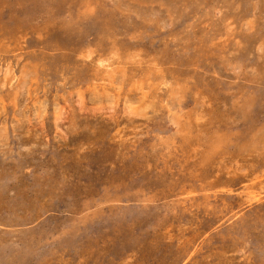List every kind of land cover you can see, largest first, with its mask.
<instances>
[{
	"label": "rangeland",
	"instance_id": "obj_1",
	"mask_svg": "<svg viewBox=\"0 0 264 264\" xmlns=\"http://www.w3.org/2000/svg\"><path fill=\"white\" fill-rule=\"evenodd\" d=\"M0 264H264V0H0Z\"/></svg>",
	"mask_w": 264,
	"mask_h": 264
}]
</instances>
